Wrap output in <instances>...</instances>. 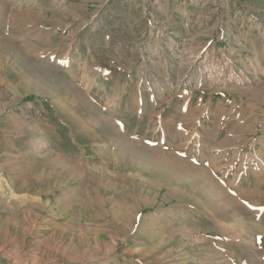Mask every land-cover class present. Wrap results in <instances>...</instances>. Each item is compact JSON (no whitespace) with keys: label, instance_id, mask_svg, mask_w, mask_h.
Masks as SVG:
<instances>
[{"label":"rangeland","instance_id":"rangeland-1","mask_svg":"<svg viewBox=\"0 0 264 264\" xmlns=\"http://www.w3.org/2000/svg\"><path fill=\"white\" fill-rule=\"evenodd\" d=\"M19 1L0 0V264H264V0ZM221 95L243 110L225 130L175 111ZM162 101L181 125L164 114L155 147Z\"/></svg>","mask_w":264,"mask_h":264},{"label":"crops","instance_id":"crops-1","mask_svg":"<svg viewBox=\"0 0 264 264\" xmlns=\"http://www.w3.org/2000/svg\"><path fill=\"white\" fill-rule=\"evenodd\" d=\"M226 99H227L226 96L221 95L218 99L211 100L209 103L206 104L207 107H208V110H207V107H205L204 109H201V108H203L205 106V105L202 106L203 103H201V102H204L207 99H204L202 97H198L197 98V101H196L195 99L189 98L187 101H185V105H187V109H184V106H185L184 105L183 106V109L181 108L182 111H180L178 109V106H176V109L177 110L175 109V111L176 112H179V114H181L182 116H184V115H187V114L190 115L196 109H198V111H202L203 110V113L204 114L202 113L201 116L196 117V118H193L194 119L193 122H194V125H195L194 128H196V123H198L196 120H199V118H200V119H202L206 123V125H208V126L203 125V129H204V126H205V128L209 127V129H210V127H211L210 124L211 123L212 124H215L216 123V125L219 127V130H225V129H227L229 127V122H227V117L229 115L234 114L233 112H239L240 114H243V110H242L241 105L236 104L233 98H230V100H226ZM163 102L164 101H162V103L160 104V107L158 109H155L153 111V115L151 117H148V126H147V128H148L149 131H150L151 124H153V122L156 121V125L152 127V133H151L152 134V138L151 139H153V136L159 135L158 140H156L154 142L156 144L155 147H158V146L163 147L162 145L158 144V142H159L160 139H161V144H164V143H162V139H166V145L170 144V142H171L170 139H169V136L165 134V131H166L165 130V127H167L166 126V121H171V120H167L166 117H164V114L168 113V116L171 119H173L174 121L176 120L175 121V124L177 123V120H178V118L171 116V108H172V105H170V104L167 105L166 104V106H165V104H163ZM214 107H216V110H213ZM158 113H161L162 114L163 122L157 120V116L156 115ZM136 118H137V122H141L142 120L145 119L144 116H142V117H137L136 116ZM205 119H206V121H205ZM219 120H221V121L219 122ZM164 124H165V127H164ZM177 125L180 126L181 124L178 122ZM125 128H126V130L129 131V128L127 126H125ZM194 130H190L192 132L189 133L188 136H191L194 133ZM133 133H136V132H133ZM217 134L220 135L221 134V131L217 132ZM226 136L227 135H225V137ZM224 140H225L224 137H222V139H218L215 142H217V144L219 145ZM153 141L154 140H152V142ZM203 143H204V141H203ZM188 144H189L188 142L185 143V146L183 147L184 148V151H188L189 150L191 152V156H194L195 151H193V150L195 149V145H191V146L187 147ZM177 147L178 148H181L179 146H177ZM228 150H229L228 152L237 151L236 147L229 148ZM237 153H239V152H237ZM245 156L246 155H244V153H242L241 159H244ZM233 158L237 159L236 156H233ZM237 160L238 161H242V160H239V159H237ZM259 166L264 170V160H262V159L260 160V165ZM244 178H246V177H242V185L248 183V179H245L244 180ZM251 178H252L251 179L252 187L253 188H258V186L262 183V180L264 178V174L263 175L262 174H258V175H255L254 177H251ZM244 190L247 191L246 189H244Z\"/></svg>","mask_w":264,"mask_h":264},{"label":"bare ground","instance_id":"bare-ground-1","mask_svg":"<svg viewBox=\"0 0 264 264\" xmlns=\"http://www.w3.org/2000/svg\"><path fill=\"white\" fill-rule=\"evenodd\" d=\"M12 2V5H15L17 7H21L22 6V1H19V0H11ZM188 71V68L184 69L183 73L182 74H186V72ZM160 164H157V165H154V167H152V170L154 172H161V173H169L170 171V168L166 165L167 162H164V163H161L159 162Z\"/></svg>","mask_w":264,"mask_h":264}]
</instances>
